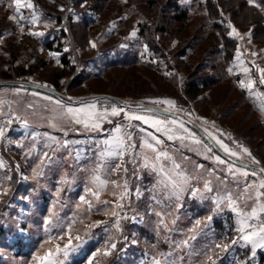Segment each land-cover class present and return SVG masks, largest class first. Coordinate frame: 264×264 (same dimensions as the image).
Returning a JSON list of instances; mask_svg holds the SVG:
<instances>
[{"label":"rangeland","instance_id":"1","mask_svg":"<svg viewBox=\"0 0 264 264\" xmlns=\"http://www.w3.org/2000/svg\"><path fill=\"white\" fill-rule=\"evenodd\" d=\"M145 1L110 0L100 2L103 7L99 8L95 0H32L34 9L21 11L26 21L33 12L39 21L35 26L25 22L22 31L20 24L9 19L15 15L12 0H0V128L5 129V136L0 138V190L9 189L11 168L6 152L13 159L18 181L31 193L28 197L22 191L17 193L0 214L5 231L0 235V264H41L34 257L44 256L49 249L54 251L57 245L63 249L65 244H69L67 255L64 251L56 254L54 264H89L90 260L92 264H110L108 258L114 253L111 264H258L257 255L250 256L251 245L240 239L239 229L251 231L264 222V212L259 211L264 197L257 201L255 195L257 190L264 191L259 189L264 179L260 171L264 168V83L257 71V67L264 68V40L256 41L250 27L239 28L231 22L244 39L230 36L235 38V49L225 65L213 53L212 47L219 48L220 39L205 24L202 0H181L182 7H189L187 20L172 22L168 32L156 35L169 58V62L158 58L157 65L168 79L177 81L173 86L148 68L120 63L122 53L129 48L142 61L152 60L146 40L139 35L138 23L143 14L158 19L157 9L163 0H154L153 7ZM58 17L62 18L60 22ZM199 28L204 31L201 48L184 47L200 33ZM250 30L249 37L246 34ZM30 31L44 35L33 36ZM230 31L228 28L227 33ZM48 42L53 48H45ZM181 49L184 52L175 57ZM53 52L59 55H50ZM63 55L68 57V67L62 64ZM207 56L216 66H207L196 74L197 66L206 65ZM190 70L196 75L191 76ZM204 72L224 78L195 98L184 96L181 88L187 79ZM240 80L246 84L253 81V87L241 88ZM165 99L175 101V105L152 103ZM93 102L100 112H110L113 104L124 111L98 121L102 130L96 131L76 124L66 114L67 107L79 109ZM138 104H151L185 117L223 153L229 155L217 139L237 153L232 157L253 166L232 163L182 119L128 106ZM130 115L164 123L157 131L151 123L127 119ZM118 126L119 134L115 131ZM125 132L131 133V140ZM117 135L124 136L126 144L135 145L125 149L122 157L115 143H103ZM244 147L251 156L243 152ZM158 151L168 152L171 160L156 161ZM216 156L225 163H219ZM253 157L259 164L253 163ZM121 161L127 172L113 170ZM172 161L180 168H175ZM161 163L176 181V188L168 176L158 173ZM237 168L249 175L242 176ZM33 169L43 174L36 176ZM162 178L165 183L158 185ZM228 195L236 200L235 205L229 204ZM252 208L257 209L255 217L250 215ZM113 211L118 215L113 216ZM227 217L232 219V227L227 225ZM232 240L237 243L232 244ZM113 243L115 249L111 248ZM119 243H123L120 248ZM217 244L229 247L224 250ZM106 250L109 255H104Z\"/></svg>","mask_w":264,"mask_h":264},{"label":"trees","instance_id":"2","mask_svg":"<svg viewBox=\"0 0 264 264\" xmlns=\"http://www.w3.org/2000/svg\"><path fill=\"white\" fill-rule=\"evenodd\" d=\"M99 3L95 4L96 6L103 7L100 2H106L110 0H95ZM181 0H163V3L159 7V16L158 19L154 20L153 18H149L147 15L141 16V19H139V35L142 39L146 40L148 44V49L151 53L150 59L148 61H142L141 56L139 54L132 50L133 48H129V50L125 51V53H122L121 62H126L127 66H141L148 68L152 70L153 72L157 73L158 76H163L166 79H168L169 76H166L163 74L159 66L157 65L158 58L163 60H168L169 58L167 54L163 52V41L162 39H159L156 37L158 32H168L170 30V25L172 22H182L186 21L189 16V7H182L180 4ZM154 0H146L145 3L148 7H153ZM96 3V2H95ZM257 3L261 4V8H257L254 6H250L247 3V0H202L200 1V4L204 8V11L206 13V22L209 26V30L213 31L220 39V46L219 48L212 47L213 53L216 57H219L221 60L224 61L225 65L228 63L234 53L235 49V38H232L228 35V27L227 23L228 21L233 22L237 27L239 28H248L250 27L252 29V34L254 36V39L256 41H263L264 40V0H257ZM99 7V8H100ZM58 22L62 20L60 17H58ZM204 24V23H203ZM201 24V27H204L205 24ZM200 28L197 30L200 31V33H197L194 35L190 40L187 41V43L184 45V47L187 46V49H195L199 50L201 48V43L203 42L204 37V31L200 30ZM161 33V35H162ZM63 34V33H62ZM45 48L51 49L53 48L52 42H48L45 44ZM209 51V52H212ZM184 52V49L178 50V52L174 55L175 57L179 56L181 53ZM217 54V55H216ZM211 54L210 56H212ZM210 56H207L205 64L206 65H199L197 72H202L201 70L206 68L207 66L214 68L216 66V62H212L213 64H210ZM156 60L154 62L153 60ZM68 57L66 55L62 56V64L65 67H68ZM209 64V65H208ZM125 65V66H126ZM224 65V64H223ZM222 65V66H223ZM73 69V68H72ZM192 73L191 76H193L192 70H190ZM195 74V75H196ZM61 76V75H59ZM190 75H188L189 77ZM190 79H187V81L184 83L183 87L181 88V93L186 96L187 98H195L198 96L203 90L207 88H211L216 86L218 83H221L224 76L222 74H211L204 72L199 76L196 77H189ZM59 78H57L58 80ZM169 83H171L173 86L177 85V81L173 82L175 79L170 78L168 79ZM175 83V84H174ZM11 84V83H10ZM179 93V91H178ZM4 156L6 160L9 163V166L11 169V176L9 177V189L7 190V194L3 195L0 199V214L2 213V210L6 208L7 205H9V200H12L15 198L16 194L22 191L25 196L26 194L30 196V192L28 193L25 189V186L18 181V174L14 169L13 165V159L9 153L4 152ZM150 178H147V181H149ZM22 184V188L21 185ZM194 207H197L194 205ZM196 209V208H194ZM197 210H201V207L198 205ZM196 210V211H197ZM199 212V211H198ZM228 222L227 225H231L232 219L227 217ZM220 227L225 229L223 224L220 223ZM2 225L0 224V235L4 234V229H2ZM123 243H119L117 245L118 248L122 246ZM114 255H116L114 253ZM113 255V256H114ZM113 256L108 258V262L113 260ZM110 260V261H109ZM113 262V261H112ZM257 262L258 264H264V252L259 250L257 251ZM109 264V263H108Z\"/></svg>","mask_w":264,"mask_h":264},{"label":"snow or ice","instance_id":"3","mask_svg":"<svg viewBox=\"0 0 264 264\" xmlns=\"http://www.w3.org/2000/svg\"><path fill=\"white\" fill-rule=\"evenodd\" d=\"M84 2L86 3V0H84ZM125 2H127V0H125ZM12 3L15 5V15H10L9 19L13 20L14 22H16L18 24H20L22 31H23V24L25 22L29 23L32 26L37 25V23L39 21V16H37L33 12L30 21H26V17L24 16V14L21 11L23 8L34 9L35 5L33 4L32 0H12ZM247 3L250 6H254V7H257V8H261L262 7L261 4L257 3V0H247ZM82 6H83V4H82ZM227 27L229 29H231V31L228 33L229 36H235V37H239L240 39H244V36L231 24V22L228 23ZM29 34L33 35V36H43L44 35L43 32H36V31H30ZM246 35H248L250 37L251 36V30ZM131 36H133V37L136 36V32L133 31L131 33ZM90 44H91V46L93 48L96 47V44L94 42L90 41ZM65 51H67V49H65ZM50 55L55 57V56H58L59 54L53 52V53H50ZM252 55H256V53H252ZM237 58H239V52L237 54ZM228 71L232 72V68H229ZM244 71L248 72L249 69L245 68ZM257 71L260 73V81H261V83H264V68L257 67ZM238 83H239V86L241 88L251 89L253 87V83L254 82L253 81H249L246 84L243 80H240V81H238ZM37 94L38 93H34V95H37ZM46 99H51V97H46ZM69 99H72V98L69 97ZM56 103L60 104L61 102L58 100V101H56ZM152 103H156V104H161L162 103V104H166V105H170V106H174L175 105V101L170 100V99L155 100V101H152ZM123 111H124L123 108L117 107L115 104H113L111 109H110V112H109L108 109H104L103 112H100V111H97V103L93 102V103H85L79 109H74L72 107H67L66 114L69 117H71L76 124H82L86 129H90V130L96 131V130H102V126H101V124L98 121H100L102 119H107V117L109 115H111L113 117L119 116ZM148 111H151V110L149 109ZM81 113L83 114L82 116H81ZM127 119L136 120V121H143V123H145V124L151 123V126L156 128L157 131L160 130L158 126L160 124L164 123V121H161V120H158V119H154V118L150 120L149 117H146V116H143V115H130V116H127ZM109 122H111V121H109ZM175 122L176 121H173V123H175ZM181 127H183V124H181ZM115 131L118 134L121 133V127H119V126L116 127ZM4 136H5V129L4 128H0V138H2ZM124 136H126L128 138V140H131V133L125 132ZM124 136L117 135L113 139V141L105 140L103 143L104 144L115 143L117 145V147L121 149V151L119 152V155L122 157L125 154V152H124L125 149L134 148L135 147V145H133V144H126ZM168 138L172 139L171 136H169ZM154 139H157V138L154 137ZM213 139H216V137L213 136ZM216 142L224 149V151L226 153H228L231 156H237V153L231 151L229 149V147L227 145H225L221 140L217 139ZM157 143L158 144L162 143V141L157 139ZM197 143H199V141H197ZM147 146L149 148H153V145H151V144H148ZM153 151H156V150L153 148ZM208 151H211V149L209 148ZM243 152L248 154L249 156H251V152L249 151L248 148L244 147L243 148ZM112 154L113 153H109V155H112ZM215 159L221 164L225 163V161L222 160L219 156H216ZM155 160L156 161L171 160V157L169 156L168 152H166V151H158V152H156ZM172 163H173L175 168H180V165L175 163V161H172ZM253 163L259 164V161H257L253 157ZM0 166H3V161H0ZM145 167H147V164H145ZM152 167H153L154 170H157L156 164H153ZM199 167H202V165H200ZM113 170H117V171L122 170L124 172H127V168H125L123 166V161L117 163V165L115 166V168ZM229 170L230 171L232 170V166L231 165L229 166ZM157 171H158V173H163L164 175L168 176V173L166 172V165L163 164V163L160 164V167H159V169ZM235 171L240 172V174L242 176H244V177H247L249 175V173L247 171L243 170V169L237 168ZM260 171L262 173H264V168H261ZM33 172H34V174L36 176H41L43 174L42 172H39L36 169H33ZM252 175H256V173L253 172ZM94 179L99 181L100 177L99 176H94ZM168 179L171 181L172 187L176 188L177 187L176 181L172 180L170 176H168ZM101 183H103V182H101ZM113 183H115V182H113ZM164 183H165V180L163 178L157 181L158 185L159 184H164ZM165 186H167V185H165ZM124 187H125V189H127V182H125ZM205 187L208 188V191H212V189L210 187H208V183L205 184ZM259 189H264V179H262L260 181ZM245 191H247V189H245ZM6 194H7V189L0 190V195H6ZM93 195H96L98 197L99 194L98 193H93ZM255 195H256V200L259 201L261 197H264V191L257 190ZM120 198H121V200H123L124 196L121 195ZM238 198L239 197H237V199ZM227 199H228V202H229L230 205H235L236 204V200L233 199L231 195H228ZM81 200H84V197H81ZM104 203H107V202H104ZM118 206L121 207V208L124 207L123 204H120ZM232 210L233 211H237V208L233 207ZM259 211L260 212H264V203H261L259 205ZM241 214H243V213H241ZM112 215L113 216H117L118 213L113 211ZM250 215L252 217H255L257 215V209L256 208H252V211H251ZM208 219H211V217H208ZM97 223H99V222H97ZM196 224L199 225L200 221L197 220ZM248 227L251 228L252 226L249 225ZM239 232L242 234L240 236V239L243 240L247 245H251L250 256L252 258H255L256 255H257V249H264V222H261L260 225L252 228L251 231H247V232H245V228L244 227H241L239 229ZM76 239L80 240V237L77 236ZM231 243L235 244V243H237V241L236 240H232ZM216 247L217 248H223L224 250H227L229 245L228 244H223V245L217 244ZM68 248H69V244H65L63 249L59 245H57L55 247L54 251L52 249H49L45 253L44 256H42V257L41 256H36V257H34V259L40 261L41 264H54V259H53L54 256L56 254L62 252V251H64L65 255H67V252L65 251V249H68ZM111 248L115 249L116 248V244L115 243L111 244ZM109 254L110 253L107 250L104 252V255H109ZM208 259L212 260L211 257H209ZM89 264H92L91 260L89 261ZM212 264H215V261H212Z\"/></svg>","mask_w":264,"mask_h":264},{"label":"water","instance_id":"4","mask_svg":"<svg viewBox=\"0 0 264 264\" xmlns=\"http://www.w3.org/2000/svg\"><path fill=\"white\" fill-rule=\"evenodd\" d=\"M19 85L22 86H30V87H37L36 85H32V84H26V83H19ZM134 108H150V109H154L157 110L163 114L172 116V117H177L179 119L184 120L186 123L190 124L191 126H193L194 128H196L198 130V132L202 135V137L208 142L210 143L219 153H221L225 158H227L229 161H231L232 163H235L237 165L240 166H244V167H251L253 165H250L249 163L243 162L237 158H234L232 156H229L225 153H223V151L219 148V146L207 135L205 134V132H203V130H201L199 127H197V125H195L194 123H192L191 121L187 120L185 117L177 115L175 113H172L170 111H167L165 109L159 108L157 106L151 105V104H138V105H128ZM257 168V167H256Z\"/></svg>","mask_w":264,"mask_h":264},{"label":"crops","instance_id":"5","mask_svg":"<svg viewBox=\"0 0 264 264\" xmlns=\"http://www.w3.org/2000/svg\"><path fill=\"white\" fill-rule=\"evenodd\" d=\"M80 156V155H79ZM84 156H86V154L85 155H83V156H81L82 158H79V160L81 161L83 158H84ZM49 179V178H48ZM27 197H28V195H27ZM259 250H261V251H263L264 252V249H257V251H259Z\"/></svg>","mask_w":264,"mask_h":264}]
</instances>
